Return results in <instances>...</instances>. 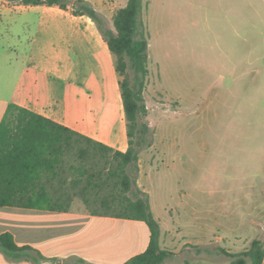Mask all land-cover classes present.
Masks as SVG:
<instances>
[{
  "label": "rangeland",
  "instance_id": "obj_1",
  "mask_svg": "<svg viewBox=\"0 0 264 264\" xmlns=\"http://www.w3.org/2000/svg\"><path fill=\"white\" fill-rule=\"evenodd\" d=\"M127 1L108 0L97 13L107 29ZM144 2L150 64L142 121L149 132L136 139L138 184L154 194L220 190L214 224L225 232L208 240L206 251L221 255L220 248L264 241V0ZM83 208L75 198L72 209Z\"/></svg>",
  "mask_w": 264,
  "mask_h": 264
},
{
  "label": "crops",
  "instance_id": "obj_2",
  "mask_svg": "<svg viewBox=\"0 0 264 264\" xmlns=\"http://www.w3.org/2000/svg\"><path fill=\"white\" fill-rule=\"evenodd\" d=\"M85 1L101 15L109 8L108 0ZM120 80L115 58L92 18L75 16L70 6L64 10L6 1L0 7V124L15 104L126 152L129 136ZM138 186L161 226V248L174 254L164 264H230L205 245L224 231L214 224V199L220 190L199 185L166 187L154 194ZM4 233L49 259L42 264H125L146 251L151 235L143 221L94 216L85 207L69 212L0 207V235ZM252 241L240 250L235 245L220 249L240 253ZM186 249L195 251L187 255L211 256L192 261L184 257ZM0 264L34 263L12 262L0 251Z\"/></svg>",
  "mask_w": 264,
  "mask_h": 264
},
{
  "label": "trees",
  "instance_id": "obj_3",
  "mask_svg": "<svg viewBox=\"0 0 264 264\" xmlns=\"http://www.w3.org/2000/svg\"><path fill=\"white\" fill-rule=\"evenodd\" d=\"M25 6H58L97 24L115 58L125 106L129 148L126 152L97 142L15 104L0 124V207L69 212L80 197L94 216L143 221L150 228L145 252L125 264H164L174 256L160 244L161 226L154 218L148 195L137 183L140 148L137 137L149 132L143 123L147 110L143 93L149 75L150 34L144 23V0H128L107 29L85 0H7ZM0 251L12 262L42 264L49 259L31 246H19L12 234L0 235ZM230 264H263L264 241L230 253L218 249ZM79 260L77 264L82 263Z\"/></svg>",
  "mask_w": 264,
  "mask_h": 264
}]
</instances>
